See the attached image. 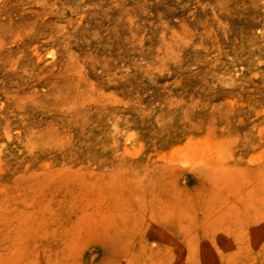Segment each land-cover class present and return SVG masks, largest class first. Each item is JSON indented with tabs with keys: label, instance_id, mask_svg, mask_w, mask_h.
<instances>
[{
	"label": "rangeland",
	"instance_id": "obj_1",
	"mask_svg": "<svg viewBox=\"0 0 264 264\" xmlns=\"http://www.w3.org/2000/svg\"><path fill=\"white\" fill-rule=\"evenodd\" d=\"M0 264H264V0H0Z\"/></svg>",
	"mask_w": 264,
	"mask_h": 264
}]
</instances>
